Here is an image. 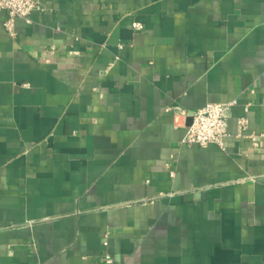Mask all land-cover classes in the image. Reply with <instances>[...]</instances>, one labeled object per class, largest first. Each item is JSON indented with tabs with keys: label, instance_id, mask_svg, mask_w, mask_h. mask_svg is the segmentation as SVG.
<instances>
[{
	"label": "crops",
	"instance_id": "0c3cea01",
	"mask_svg": "<svg viewBox=\"0 0 264 264\" xmlns=\"http://www.w3.org/2000/svg\"><path fill=\"white\" fill-rule=\"evenodd\" d=\"M7 19L0 264H264V0ZM230 102L224 147L182 143L189 112Z\"/></svg>",
	"mask_w": 264,
	"mask_h": 264
},
{
	"label": "built area",
	"instance_id": "2783aa9c",
	"mask_svg": "<svg viewBox=\"0 0 264 264\" xmlns=\"http://www.w3.org/2000/svg\"><path fill=\"white\" fill-rule=\"evenodd\" d=\"M45 0H0V10L8 12L5 27L11 35H15L16 19H24L31 23V17L35 12L44 11ZM136 30H143V25L135 23ZM235 102L227 104L209 103L203 108L189 112L192 122L187 126V133L183 144L193 146H208L211 144L224 147V140L229 136V119L231 109ZM241 130L247 127V119L239 121ZM106 263L111 264L113 259L106 255Z\"/></svg>",
	"mask_w": 264,
	"mask_h": 264
},
{
	"label": "water",
	"instance_id": "95a60500",
	"mask_svg": "<svg viewBox=\"0 0 264 264\" xmlns=\"http://www.w3.org/2000/svg\"><path fill=\"white\" fill-rule=\"evenodd\" d=\"M190 118H191V121H190L189 125H190V124H191V122H192V117L190 116Z\"/></svg>",
	"mask_w": 264,
	"mask_h": 264
}]
</instances>
